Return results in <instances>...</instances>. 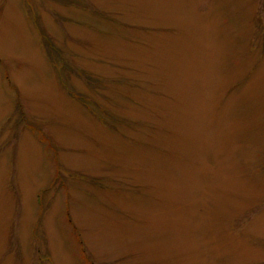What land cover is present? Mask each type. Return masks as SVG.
Instances as JSON below:
<instances>
[{
    "label": "rangeland",
    "instance_id": "rangeland-1",
    "mask_svg": "<svg viewBox=\"0 0 264 264\" xmlns=\"http://www.w3.org/2000/svg\"><path fill=\"white\" fill-rule=\"evenodd\" d=\"M0 264H264V0H0Z\"/></svg>",
    "mask_w": 264,
    "mask_h": 264
}]
</instances>
